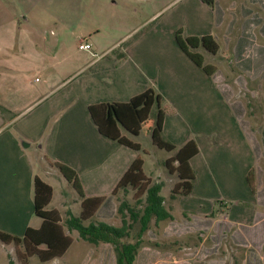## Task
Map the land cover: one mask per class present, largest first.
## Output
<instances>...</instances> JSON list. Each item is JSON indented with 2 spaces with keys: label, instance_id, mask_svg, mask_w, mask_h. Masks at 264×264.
<instances>
[{
  "label": "crops",
  "instance_id": "crops-1",
  "mask_svg": "<svg viewBox=\"0 0 264 264\" xmlns=\"http://www.w3.org/2000/svg\"><path fill=\"white\" fill-rule=\"evenodd\" d=\"M29 2L25 0L22 6H29ZM194 2L197 11H192L187 18L191 25L189 35L216 36L220 48L216 54H210L219 56V62H207L218 67L219 72L215 77L197 66L180 48L176 38L178 29L175 32L176 43L174 38L170 42L162 39L165 33L154 27L132 42L129 41V32L124 36L126 40L121 43L119 40L103 49L98 46L99 53L95 50L92 53V42L84 39L81 43H89L91 47L81 50L90 51L91 59L77 72L48 92L28 95L27 107L9 122L0 116L1 231L21 236L28 227L38 228L41 225V218L34 213L35 176L51 185L52 198L46 208L58 210L62 223L69 214L80 215L82 197L61 173L66 188L61 183L55 190L61 182L54 172L55 169L58 170L53 165L56 161L76 171L84 197H103V216H91L83 223L87 225L103 221L119 226L112 220L122 216L118 212L123 201L120 195L123 191L132 192V189H118L111 196V203L107 198L112 195L131 162L138 156L142 157L141 142L132 138H138L142 134L145 124L137 136L122 130V134L128 139L140 144L141 149L138 151L102 136L89 115L88 107L101 102L128 101L150 87L163 96L166 138L178 148L192 139L199 147V153L190 160L197 174L191 194L170 198L171 203L168 205L167 198L163 195L166 207L174 216L171 220L174 225L170 228L203 227L206 219L212 217V227L217 226L219 230H223L226 224L250 229L264 219V208L261 209L264 205L251 186L246 193V200L257 207L250 205L233 212V208L226 203L218 207L216 203L202 204V198H199L201 201H194V194L199 187L206 191L216 188L210 174L213 169L220 186L229 190L236 181V185L240 182L244 186L249 171L264 158L263 141L258 140L259 137L255 134L258 124L254 120V114L250 113L248 117V109L243 102L245 109L240 115V121L231 112L219 89V85L229 84L230 91L236 98L244 90L241 88L242 84H249L251 98L264 100V0H215L212 6L201 0ZM16 25L14 21L13 26ZM241 38L244 39L242 44L249 49L247 53V49L244 51L246 54L250 53L251 60L249 71L244 72L235 63H227V59L232 57L231 53L237 50ZM245 53H240V58L237 56L239 63L243 62ZM204 57L206 58L205 55ZM228 67H233V75H230L231 68ZM246 74H249L248 77ZM70 85L71 93H62ZM238 85L239 89L236 87ZM156 112L157 109L154 124ZM195 124L200 125L201 129H195ZM152 129L153 127L150 128V133L153 143ZM153 146L158 148L154 143ZM204 147L210 150L204 159H200L205 165L204 179L200 181L196 159L200 158ZM156 148L153 149L155 154L159 153ZM167 153L161 160L156 158L162 172L165 170L168 174H156L154 178L145 173L152 184L162 183L161 194L168 182L170 197L180 177L177 172L171 173L165 164L175 151ZM143 160L145 165V159ZM175 209L183 216L177 223ZM254 221L256 223L252 224ZM64 229L74 241L72 231L75 230L68 231L66 226ZM154 256L157 257V254Z\"/></svg>",
  "mask_w": 264,
  "mask_h": 264
},
{
  "label": "rangeland",
  "instance_id": "rangeland-1",
  "mask_svg": "<svg viewBox=\"0 0 264 264\" xmlns=\"http://www.w3.org/2000/svg\"><path fill=\"white\" fill-rule=\"evenodd\" d=\"M24 1L0 0V106L6 109L3 111L0 108V116L6 122L27 107L28 95L50 91L91 59L90 51L79 49V44L84 39L92 42V53L93 50L98 51V46L103 49L119 40L120 43L123 42L126 40L124 36L129 32V41L132 42L154 27L165 33L162 38L165 41L170 42L173 38L175 41L177 29L183 31L182 36L186 39L191 31L187 18L192 11H197L194 0H26L30 1L27 7L22 6ZM14 21L16 26H13ZM202 49L199 51L206 56V62H219V56H213ZM246 49L247 46H242L243 52L240 53H245ZM240 53L238 52L239 58L242 55ZM231 56L227 63L233 62L243 72L249 71L250 53L245 55L241 63L237 58V50L231 53ZM229 68L230 75H233V67ZM249 74L245 76L248 77ZM47 80L50 82L47 83ZM236 87L239 89L240 86ZM242 87L243 92L235 98L229 84L219 85L231 112L240 121V107H244L243 102L247 106L248 117L250 113L254 114V120L258 124L255 134L264 145V100L251 98L249 84H242ZM71 91L72 85L62 90V93ZM155 110L156 106L145 123L142 134L138 138H132L141 142L143 149L140 153L145 159L144 170L154 178L156 174H168L165 170L162 172L156 158L161 160L163 155L168 154L167 150L154 147L151 140L150 128L154 126ZM189 123L192 124L191 121ZM193 126L195 129H201L200 125ZM254 129L256 130V125ZM154 148L159 153L155 154ZM209 150L204 147L200 158L196 159L200 181H203L205 173V165L200 159H204ZM253 167L251 171L254 174L256 189L260 191L264 188V158ZM54 172L61 181L55 190L57 191L61 183L63 188H66L63 176L56 169ZM210 174L216 188L206 191L199 187L194 194L195 202L202 198V204L216 203L218 207L226 203L233 208V212L250 205L257 207L246 200V193L251 186L248 177L244 180V186H241L240 182L236 185V181L233 184L236 187L232 185L228 190L220 186L214 169ZM168 184L167 182L162 190V195L167 198V205L171 203ZM71 196L70 194L69 197ZM120 198L132 209L143 213L145 203L136 201L135 192L123 191ZM124 211L129 228L127 236L121 241L135 243L140 240L141 243L133 264H264V219L250 229H240L234 225L229 229L219 230L217 226L207 229L200 225L172 230L170 219L157 221L153 217L149 228L140 233L141 222L132 220L127 208ZM175 212L177 223L183 216L176 209ZM121 220L122 216H117L112 222L120 226ZM255 223L254 221L252 224ZM221 232L225 235L217 240L216 236ZM72 233L74 241L67 251L61 257L45 262L40 261L37 255L30 256L27 262H24L17 254L18 250L20 257H23L22 246H17L15 251L13 244L0 241V264H8L9 261L14 264H116L117 253L114 244H93L79 238L77 231ZM238 233L243 236L242 239Z\"/></svg>",
  "mask_w": 264,
  "mask_h": 264
},
{
  "label": "trees",
  "instance_id": "trees-1",
  "mask_svg": "<svg viewBox=\"0 0 264 264\" xmlns=\"http://www.w3.org/2000/svg\"><path fill=\"white\" fill-rule=\"evenodd\" d=\"M201 1L211 6L215 3V0ZM182 32L179 29L176 35L180 48L197 66L207 74L215 77L219 70L216 65L205 61V57L199 49L203 48L212 54H216L220 48L216 36L212 34L189 35L184 39ZM242 43H244V39L241 38L237 45V56H239L238 52L240 53L242 46H245ZM162 101L163 96L153 87H150L132 96L128 101L91 104L88 107V111L98 132L102 136L139 151L141 149L140 144L128 139L122 134V130L131 135H139L143 125L150 118L153 108L156 106L157 112L152 129V139L157 147L167 151H175L165 161L168 170L171 173L177 172L180 177V181L176 183L170 195L171 199H175L180 195H189L192 192L196 174L190 160L199 153V147L196 141L192 139L178 148L176 144L166 138L164 134L165 111L162 107ZM0 108L3 111L6 110L2 106ZM244 109L243 106L240 107L241 114ZM176 162H178V165H175ZM53 165L58 168L64 178L82 197V211L79 216L69 214L64 223H62L58 210L46 208L52 198L53 189L51 185L35 176L33 181L34 213L41 218V225L38 228L28 227L21 236L0 230V241L5 244H13L16 248L15 250H17V246L19 245L23 247V257H20L18 250L17 254L19 259H23L24 262H27L32 255H37L42 262L61 257L73 242L72 236L65 232L64 226H66L68 231H77L81 239L90 243L98 244L99 242H106L114 244L117 253L116 264H133L141 243L140 240L135 243L121 241L123 237L127 236L129 228L124 210L127 208L130 211V218L132 220H139L141 222L140 233L149 228V223L153 217L157 221L174 219L172 212L165 205V197L161 194L162 183L152 184L151 179L144 171V160L141 156H138L131 162L118 181L112 195L107 198L111 203L113 198L111 196L118 189L131 188L135 192L136 201L145 203L143 213L140 214L139 211L129 207L126 201H122L118 207V212L122 215V224L120 226H114L103 221L90 222L85 225L83 221L91 216H103V197H84L85 195L76 171L57 161L53 162ZM248 181L253 191L259 196V201L264 205V188L257 191L253 171L248 174ZM173 225L174 222H171V226ZM212 225L213 219L212 217H208L203 227L208 229ZM229 228L230 225L226 224L224 229ZM238 234L243 238L240 233ZM224 235L225 233L221 232L217 235L216 239L220 240ZM8 264L14 263L9 261Z\"/></svg>",
  "mask_w": 264,
  "mask_h": 264
},
{
  "label": "built area",
  "instance_id": "built-area-1",
  "mask_svg": "<svg viewBox=\"0 0 264 264\" xmlns=\"http://www.w3.org/2000/svg\"><path fill=\"white\" fill-rule=\"evenodd\" d=\"M91 45L89 43H80L79 48L80 49H90Z\"/></svg>",
  "mask_w": 264,
  "mask_h": 264
}]
</instances>
